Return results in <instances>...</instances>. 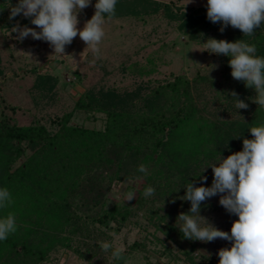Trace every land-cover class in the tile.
Listing matches in <instances>:
<instances>
[{
  "label": "rangeland",
  "instance_id": "obj_1",
  "mask_svg": "<svg viewBox=\"0 0 264 264\" xmlns=\"http://www.w3.org/2000/svg\"><path fill=\"white\" fill-rule=\"evenodd\" d=\"M188 2L189 0H117L115 15L111 19L106 17L105 36L99 46L100 56L97 58L79 36L70 45H66L65 55L54 54L48 42L35 40L31 36L23 41L17 40V33L11 32L15 24L19 23L21 27L35 26L31 24V18H25L22 13L9 19L11 7L18 0H0V116L6 115L22 126L34 122L48 125L50 119L71 112L79 99L86 96L91 103L104 104L107 109L115 107L123 116L128 113L168 114L174 103L171 95L157 96L154 92L162 84L183 75L192 81L194 87H198V90H194V99L207 120L231 125L248 121L255 105H251L254 98L251 92L242 89L239 81L233 79L231 74L227 79L224 77L225 65L219 54L203 51L202 43L208 38L227 41L228 37L219 30L184 34L181 25L189 23V20L177 16V11L191 8L207 10V0ZM95 3L96 0H91V4L78 13V28L82 29L85 22L93 16ZM165 7H169L173 15L167 16ZM190 24L192 25L191 22ZM260 31H264L263 24L253 34ZM198 75L205 77L207 81L194 82ZM232 91L249 105L247 109L238 110L235 107V98L230 95ZM106 117L105 113L77 111L73 123L104 130ZM199 129L194 125L182 134L177 133L173 137L169 158L155 167H146L147 175L143 173L138 179L129 178L116 184L108 194L109 206L113 203L134 204L138 190L145 183V177H151L154 179L151 186H156L155 190L161 187V190L166 191L162 196L154 193L147 197L150 201L156 197L154 207L161 209L160 214L170 216L161 226L172 223L179 227L181 222L177 217L182 212L187 213L191 203L181 199L185 195L187 184L180 179L179 172L171 166L172 161L169 160L176 159L184 151L190 153L191 165L187 178L194 186L210 187L213 172L209 166L217 164L221 155L226 158L232 152L235 153V149L227 146L226 138L220 143L211 140L210 126ZM231 138L236 139L234 136ZM234 144L233 148L241 147L238 139ZM209 155L213 157L208 158ZM20 163L21 161L18 165ZM200 173L207 177L206 182L200 181ZM127 191L135 192V199L125 201L124 193ZM219 199L218 194L202 202L200 215L219 230L230 233L232 223L238 217L228 213L219 204ZM150 218L148 212L141 211L138 222L142 224L141 230H145L142 232L128 222L120 234L112 236L114 247L122 246L127 249L147 235L155 242V247H149L160 252L168 247L181 255L179 248L189 249V244L178 240L174 232L169 238L163 230H157L152 225L157 224L158 220L150 223ZM15 220L17 236L28 238L34 249L46 252L44 261L31 258L24 261L27 264H88L67 249L62 241L54 242L53 235L56 232L46 229L44 225L35 227ZM199 243L201 248L197 264H219L218 250L231 247V242L219 238ZM24 262L14 260L9 264H26ZM127 264L185 263H174L168 255L133 252Z\"/></svg>",
  "mask_w": 264,
  "mask_h": 264
},
{
  "label": "trees",
  "instance_id": "obj_2",
  "mask_svg": "<svg viewBox=\"0 0 264 264\" xmlns=\"http://www.w3.org/2000/svg\"><path fill=\"white\" fill-rule=\"evenodd\" d=\"M165 8L167 16L173 15L169 7ZM176 15L189 20L181 25L184 34L207 33L221 27V23L208 20L206 9H179ZM221 33L229 42L243 39L255 44L256 54L264 57V31L243 36L239 29L228 26ZM219 58L225 65L224 77L227 79L231 74L230 58L223 54H219ZM201 80L207 81L200 75L193 81L199 83ZM239 84L251 92L248 93L252 98L255 97L254 89L246 88L242 81ZM197 88L183 75L159 86L154 93L157 96L169 94L174 102L168 114L128 113L123 116L115 107L107 109L104 104L91 103L86 96L79 99L71 112L50 119L48 125L34 122L22 126L6 115L0 116V188H7L13 200L10 206L0 209V218L12 213L22 223L35 227L44 225L56 232L54 242L62 241L67 249L88 264H125L133 252L168 255L174 263L197 264L201 248L199 241L184 238L179 227L172 223L162 227L170 216L160 214L161 209L154 207L156 197L150 201L144 196V189L153 186L154 179L145 177L134 204H108V194L116 184L143 176L138 170L141 164L155 167L169 158L173 137L177 133L182 134L194 125L200 129L210 126L211 140L220 143L226 138L227 146L238 152L243 149V139L253 138L250 127L264 123V108L257 104L253 106L248 121L233 125L210 122L195 102L193 93ZM77 111L105 113V129L74 124ZM231 136L240 141V148L232 147L236 139ZM189 154L184 151L176 159L169 160L186 184L190 182L187 178L191 165ZM166 186L170 187V184L166 183ZM154 193L162 196L166 191L158 187ZM141 211L148 212L150 223L158 220L152 225L157 230H163L169 238L174 232L178 240L189 244V249L179 248L181 255L168 247L160 252L149 247H155V242L146 235L125 249L123 260L112 259L111 250L103 251L100 242H112V236L120 234L128 222L143 232L145 229L141 230L142 224L138 222ZM31 258L42 262L46 252L34 249L28 238L17 236V231L0 242V264L14 260L24 262Z\"/></svg>",
  "mask_w": 264,
  "mask_h": 264
},
{
  "label": "clouds",
  "instance_id": "obj_3",
  "mask_svg": "<svg viewBox=\"0 0 264 264\" xmlns=\"http://www.w3.org/2000/svg\"><path fill=\"white\" fill-rule=\"evenodd\" d=\"M190 2L191 0L188 3ZM90 4L91 0H18L11 7L9 19L22 13L25 18H31V24L35 28L26 25L21 27L17 23L11 28V32L17 33L16 39L19 41L29 36L46 41L53 48L54 54L58 55H65L66 45H70L79 36L86 48L99 58V46L105 36L106 17L111 19L115 15L117 0H96L93 16L80 29L77 27L78 13ZM206 7L208 20L221 23V32L231 26L239 29L243 36H252L264 24V0H207ZM202 44L203 51L230 58L228 63L232 78L242 81L246 88L254 89L256 94L252 102L264 108V57L256 54V45L243 39L229 42L215 38H208ZM230 95L235 98L238 110L249 107L238 98L235 91ZM249 131L253 138L243 139L242 151L226 158L221 155L217 164L209 166L213 172L210 187H197L188 182L185 195L181 197L191 203L189 211L182 212L177 217L181 222L179 230L184 238L205 243L217 238L231 242L230 248L218 250L219 264H264V123L250 127ZM138 170L145 175L148 173L143 164ZM198 177L202 183L207 181V177L201 173ZM154 192L155 189L148 186L143 194L149 197ZM218 194L219 204L228 213L238 217L233 221L230 233L219 230L200 215L202 202ZM124 199L132 201L135 199V192H125ZM12 203L9 190L0 188V209ZM16 231L14 214L9 213L0 218V242L6 241ZM100 247L105 252L111 250L112 259H124L125 249L122 246L114 247L112 242L102 241Z\"/></svg>",
  "mask_w": 264,
  "mask_h": 264
}]
</instances>
